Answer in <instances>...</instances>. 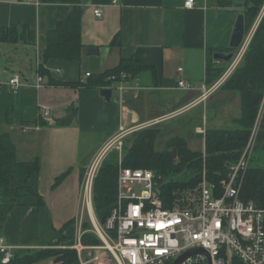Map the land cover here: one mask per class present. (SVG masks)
<instances>
[{
    "label": "crops",
    "instance_id": "crops-1",
    "mask_svg": "<svg viewBox=\"0 0 264 264\" xmlns=\"http://www.w3.org/2000/svg\"><path fill=\"white\" fill-rule=\"evenodd\" d=\"M111 1L80 0L79 57L44 61L47 34L68 17L72 4L0 0V28L30 31L28 42H0V80L14 73L23 77L17 92L8 86L0 88V135H9L17 161L38 163L28 185L39 198L19 197L0 221V237L13 246L14 254L85 245L81 236L92 231L84 229L83 223L91 222V217L99 220L92 200L86 206L84 177L120 125L157 120L159 129L186 137L190 149L203 153L207 129L238 127L240 95L221 88L233 72L229 70L234 59L214 60L213 53L229 51L236 17L245 10L244 0H195L193 8L184 7L185 0ZM97 7L101 17L94 15ZM88 48H96L97 53H88ZM209 56L226 66L219 78L226 75V79L203 100L200 87L206 84ZM122 60L138 66L135 76L128 74L130 79L106 87L86 85L90 77L116 68ZM41 64L46 75L39 73ZM21 66L29 72L18 71ZM38 75L43 77L41 87L36 86ZM180 78L193 89L179 88ZM104 88L111 89L110 99L102 94ZM118 162V151L111 149L100 168ZM59 233L72 244L60 241Z\"/></svg>",
    "mask_w": 264,
    "mask_h": 264
},
{
    "label": "trees",
    "instance_id": "trees-1",
    "mask_svg": "<svg viewBox=\"0 0 264 264\" xmlns=\"http://www.w3.org/2000/svg\"><path fill=\"white\" fill-rule=\"evenodd\" d=\"M46 2L71 3L68 17L59 22L55 29L47 34V44L43 60L51 57L77 59L82 43L80 40V0H44ZM246 33L256 23L253 34L238 66L225 80L222 89L236 91L241 99V114L235 129H207L205 132L204 153L189 148L186 137L175 134L165 143L162 149H156L155 142L160 133L158 127L139 129L128 135L124 142L121 158L122 166L150 169L159 184L160 195L166 206L171 207L177 198L185 197L192 192L202 179L206 178L219 185L226 178L229 165L235 163L248 140L261 102L264 98V0H244ZM25 31V32H24ZM30 31L27 28H0V42H28ZM230 50V49H229ZM209 56L206 68V84L212 85L225 72L226 66L217 64ZM140 69L130 60H122L114 69L100 75L92 76L86 82L88 86L106 87L112 74L121 72L130 77ZM39 73L47 71L41 64ZM130 79V78H125ZM51 83H53L51 81ZM256 149L264 150V116L256 141ZM38 171V163L19 162L15 158L14 145L7 134L0 135V205L3 214L16 203L19 197L26 195L39 196L28 185V179ZM117 165L100 168L94 183V210L100 222L110 214L117 202ZM240 198L252 201L264 208V167L250 165L242 179ZM84 229L92 228L90 221L82 225ZM60 241L72 244L61 233ZM85 245H99L101 241L93 232L81 236ZM45 258H52V264H79L78 253L74 248L55 247L28 250L15 253L8 263L0 264H33Z\"/></svg>",
    "mask_w": 264,
    "mask_h": 264
},
{
    "label": "built area",
    "instance_id": "built-area-1",
    "mask_svg": "<svg viewBox=\"0 0 264 264\" xmlns=\"http://www.w3.org/2000/svg\"><path fill=\"white\" fill-rule=\"evenodd\" d=\"M194 5L195 0L184 1L186 8ZM94 15L102 16L100 7L94 9ZM251 36L247 33L236 50L229 73L240 62ZM127 75L125 72L112 74L107 80L121 83ZM225 79L226 75L213 85L202 84L200 99L206 98ZM22 82L21 75L14 73L7 80H0V88L8 86L17 92ZM43 84V77L38 75L36 86ZM178 87L193 89L192 84L181 78ZM44 114L48 112L45 110ZM263 116L264 98L238 160L229 165L227 176L219 185L210 182L204 171L193 193L187 192L185 197L177 198L171 207L161 198L160 186L152 170L122 166L124 139L137 127L120 125L93 158L84 177L83 196L89 207L93 182L103 156L111 149L118 151L116 205L103 222L91 217V231L101 244L76 248L79 264H103L102 252L115 264H171L185 251L196 247L203 248L208 255L196 253L180 264H264V208L242 200L239 195ZM13 256V246L0 237V262L8 263Z\"/></svg>",
    "mask_w": 264,
    "mask_h": 264
},
{
    "label": "rangeland",
    "instance_id": "rangeland-1",
    "mask_svg": "<svg viewBox=\"0 0 264 264\" xmlns=\"http://www.w3.org/2000/svg\"><path fill=\"white\" fill-rule=\"evenodd\" d=\"M258 20L259 19L256 20V23L258 22ZM255 24L253 26H255ZM253 26H252V28L248 32L250 35L253 34L252 33ZM31 58H33V56ZM30 63L33 64L34 63V60L32 62H30ZM18 66H20V65H18ZM28 67H29V65H28ZM17 70L18 71H21V73H25V74L27 73V71L29 72V69L28 70H25V68H23V66L19 67ZM18 71H16V72H18ZM222 84H220V85H222ZM216 89L212 90L208 94V96L210 94H212L213 91H215ZM206 98H204V99H206ZM156 123H157V120H151V121L145 122L143 125H136V124H134V125H129V126H125L124 125V126L125 127H129V128H131V127H137L134 130V132H135V131H137L139 129H143V128L157 127V125H155ZM174 135H175L174 132L169 131L167 128H160V133H159V135H158V137L156 139V142H155L156 149H162L165 146V143L167 142V140H169ZM126 138H128V137H125L124 142H125ZM191 143H192V145L194 144L193 142H191ZM250 165H256V166L264 167V150H262V149H256V147L254 148L253 152L251 153ZM98 172H97V174H98ZM97 174H96V176H97ZM94 181H95V179H94ZM94 183L95 182H93L92 199H91L92 200V205H93L92 207H93V209H94V193H93L94 192ZM65 209H69V205L67 203H66ZM63 247H65V246H63ZM100 256H101V260H102L103 264H115L114 260L107 253L102 252ZM49 262H50V258H45V259H42L40 261L34 262L33 264H49Z\"/></svg>",
    "mask_w": 264,
    "mask_h": 264
},
{
    "label": "water",
    "instance_id": "water-1",
    "mask_svg": "<svg viewBox=\"0 0 264 264\" xmlns=\"http://www.w3.org/2000/svg\"><path fill=\"white\" fill-rule=\"evenodd\" d=\"M246 30H245V18L243 13H239L236 17L232 34L229 41V51L228 52H214L213 53V59L214 60H222L225 62L231 61V59L234 57V54L236 50L241 46L243 43L245 36H246ZM88 53L95 54L97 53L96 48H88ZM102 94L107 98L110 99L111 97V89L104 88L102 89ZM201 253L208 255V253L201 247H196L189 249L185 251L183 254H181L177 259H175L171 264H180L183 260H185L187 257L196 254Z\"/></svg>",
    "mask_w": 264,
    "mask_h": 264
}]
</instances>
